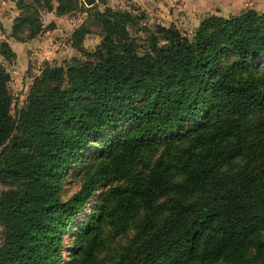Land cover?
<instances>
[{
  "label": "trees",
  "instance_id": "trees-1",
  "mask_svg": "<svg viewBox=\"0 0 264 264\" xmlns=\"http://www.w3.org/2000/svg\"><path fill=\"white\" fill-rule=\"evenodd\" d=\"M55 1L58 14L84 3ZM40 3L20 1L14 32L38 33ZM94 14L98 46L46 65L14 115L0 64V264H60L64 248L68 264H99L129 229L107 264H264V13L142 40L129 31L146 29L142 13ZM223 44L240 60L214 56ZM75 166L80 185L62 198Z\"/></svg>",
  "mask_w": 264,
  "mask_h": 264
},
{
  "label": "rangeland",
  "instance_id": "rangeland-1",
  "mask_svg": "<svg viewBox=\"0 0 264 264\" xmlns=\"http://www.w3.org/2000/svg\"><path fill=\"white\" fill-rule=\"evenodd\" d=\"M20 1L34 3V0H0V64L9 74L8 87L12 96L13 115L25 104L33 79L46 65L65 66L75 59L85 60L87 57L84 51L91 52L98 46L103 34L94 14L96 10L103 11L106 7H111L129 10L139 16L142 13L138 19V27L146 29L129 28L130 34L141 40L153 32L157 25L173 24L183 34H190L203 18L211 14L227 17L248 9L264 13V0H94L89 5L84 2L83 7L69 13L58 14L55 11V0L50 1L51 10H47L44 0H41L42 7L38 10L39 31L34 37L28 38L26 28L19 32H14L13 29L15 18L21 13ZM81 28L85 31L83 34L78 31ZM3 44L10 48L8 56L2 54ZM218 54L225 61L229 60V63L240 60L239 54L230 45H220L214 56ZM81 172L82 167L75 166L67 173L62 185V198L78 189ZM104 187H100L94 198ZM5 188L7 185L0 183V191ZM89 207L88 205L87 208ZM1 231L0 226V240ZM73 235L70 228L63 236L64 247L70 245ZM131 235L132 229H129L127 233L116 237L98 255L99 264H107L114 258L119 246L125 244ZM62 256L60 264H68L69 252L66 248L63 249Z\"/></svg>",
  "mask_w": 264,
  "mask_h": 264
},
{
  "label": "water",
  "instance_id": "water-1",
  "mask_svg": "<svg viewBox=\"0 0 264 264\" xmlns=\"http://www.w3.org/2000/svg\"><path fill=\"white\" fill-rule=\"evenodd\" d=\"M84 2H85L87 5H89V4L93 3L94 0H84Z\"/></svg>",
  "mask_w": 264,
  "mask_h": 264
}]
</instances>
